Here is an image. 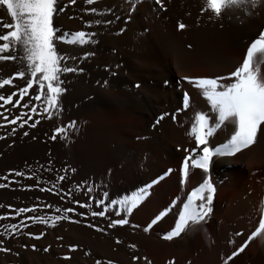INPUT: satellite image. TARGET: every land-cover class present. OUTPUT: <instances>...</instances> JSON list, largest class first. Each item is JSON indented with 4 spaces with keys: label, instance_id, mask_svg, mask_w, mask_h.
<instances>
[{
    "label": "rangeland",
    "instance_id": "rangeland-1",
    "mask_svg": "<svg viewBox=\"0 0 264 264\" xmlns=\"http://www.w3.org/2000/svg\"><path fill=\"white\" fill-rule=\"evenodd\" d=\"M199 1L162 0L164 8L161 9L154 0H94L93 3L76 0L75 4L57 0L58 8L67 5L63 13L53 17V26L59 30L57 35L85 31L95 34L94 42L83 46L54 42L58 55L66 57L61 67L76 69L60 74L65 91L59 98V109L49 108L45 112L47 90L46 87L39 89L35 81L19 105L0 107V185H4L0 187V217H3L0 248L7 249L0 251V264H96V261L101 264H234L236 255L231 254L236 252L235 248L231 240L217 235L219 226L217 236L206 238L201 245L203 231L199 235L198 229L201 222L188 226L171 240L164 239L175 227L184 203L204 179L202 170L193 169L189 164L188 176L182 182L184 157L196 148V143L190 142L182 148L178 158L157 155L158 159L150 162L136 154L135 137L129 132L126 117L111 115L107 121L99 113L105 110L106 104L112 105L108 101L111 91L120 93L125 105L136 106L140 98L151 123L144 137L161 143L167 139L169 122L185 117L188 109L183 108L185 93L191 103L195 86L189 81L200 78V72L206 73L205 68L187 63L185 75L176 77L182 84L180 105L155 114L158 93L167 85L162 81L153 84L152 79L149 83L134 81L127 62L134 59L138 39L142 41L158 26L170 23L176 41L185 50L189 45L199 46L198 37L190 30L193 17L199 15ZM0 20L12 23L3 8H0ZM181 23L185 25L183 29L179 28ZM13 54L16 60H0V80L23 70L19 50L3 53ZM29 78L27 74L24 78H14L12 86L0 88V95L7 97L25 87ZM36 95L41 99H32ZM18 98L13 97L12 103ZM165 113L156 123L157 117ZM16 116L23 119L9 123ZM57 128L63 131L58 133ZM218 130L208 139L210 148L227 142L234 128L222 141L215 142ZM111 131L119 132L120 136L114 138ZM107 134L113 145L111 151L105 144ZM217 159L229 160L213 157L208 175L214 187L218 184ZM138 196L143 198L130 213L117 204L111 205L104 217L91 215L104 210L112 200L131 201ZM97 200H103L104 204L97 207ZM80 204L91 206L81 208ZM25 208L33 211L19 212ZM66 208L74 211L65 212ZM56 216L67 218L50 226ZM158 216L160 219L145 232ZM37 217L48 223H41ZM115 219H126L127 224L109 228L108 224ZM12 225H16L15 230ZM71 246H75L74 251H70ZM250 253L252 260L248 264H254L258 251ZM65 256L70 259H64ZM133 256L138 259L133 261Z\"/></svg>",
    "mask_w": 264,
    "mask_h": 264
},
{
    "label": "bare ground",
    "instance_id": "bare-ground-1",
    "mask_svg": "<svg viewBox=\"0 0 264 264\" xmlns=\"http://www.w3.org/2000/svg\"><path fill=\"white\" fill-rule=\"evenodd\" d=\"M205 2L206 0L199 1V15L193 17L190 28L198 37L199 46L189 45L188 50H185L186 47L176 41L173 25L170 23L158 26L142 41L138 39L134 59L127 62L129 68H126L134 81L136 79L149 83L152 79L153 84L162 81L168 86H164V91L158 93L154 103L155 114L171 111L180 105L182 84L178 78L185 75L189 68L186 66L187 63L190 66L201 65L205 68L207 75L204 71L200 72V78L228 77L242 63L247 46L264 31V0H252L254 7L250 4L242 9L227 10L219 17L210 11H201ZM253 68L258 69L259 77L264 79V62L254 61ZM231 82L230 79H225L219 83L226 85ZM111 95L108 101L112 105L108 106L105 103V110L99 113L106 116L107 121L111 115L126 117L129 132L135 137L136 154L140 158L149 159L150 162L158 159L157 155L166 156L167 159H171L172 156L178 158L181 156L182 148L190 142H195L189 131L196 113H204L208 115L210 123L214 122L210 105L195 87L185 117L182 116L175 123L169 120L167 139H164L163 143L152 139L148 141L144 137V132L151 123L140 98L136 106H133L125 105L120 93L111 91ZM232 129L231 123L219 129L215 142L222 141ZM258 132L255 143L249 148L241 150L229 160L217 159L215 162V177L218 184L211 205L212 212L198 225L199 235L200 230L203 231L200 235V240L202 239L199 241L200 245L205 243L203 241L206 238L213 239L220 235L228 241L231 240L234 251H237L251 233L256 231L260 220L264 218V124H261ZM110 134L116 139L120 136L119 132L115 131L114 133L111 131ZM105 144L111 151L113 145L108 134ZM116 151L115 147L114 152ZM226 164L228 166H225ZM258 172L260 176H254ZM217 226L219 234L215 235ZM255 250L259 255L256 256L254 264H264V230L238 252L234 264L250 263L249 260H252L250 252Z\"/></svg>",
    "mask_w": 264,
    "mask_h": 264
},
{
    "label": "snow or ice",
    "instance_id": "snow-or-ice-1",
    "mask_svg": "<svg viewBox=\"0 0 264 264\" xmlns=\"http://www.w3.org/2000/svg\"><path fill=\"white\" fill-rule=\"evenodd\" d=\"M75 2L76 0H68L69 4H75ZM87 2L93 3L94 0H87ZM154 2L161 9L164 8L162 0H154ZM250 4L253 7L255 6L252 0H206L205 6L201 11H210L219 17L224 11L242 9ZM64 7H67V5ZM64 7L58 8L57 0H0V8L6 11L7 16L12 21L9 24L0 20V42H2L0 43V60H16V55H3V53H15L19 50L21 52L20 60L23 62V70L18 71L11 78L0 80V88H3L5 85L12 86V80L16 77L24 78L26 74L30 77L26 81L25 87L18 88L7 97L0 95V107L9 104H12V106L19 105L21 100L27 96L28 90L33 88L35 81L39 89L43 90L46 87L47 90L45 112L49 108L59 109V98L65 91L62 87L63 81L60 80V74L75 71L76 69L61 67L66 57L58 55L54 42L67 43L72 46H83L94 42L92 41V37L95 35L94 33H87L85 31H75L58 36L57 32L59 30L53 26V17L57 13H63ZM69 18L71 19V17ZM184 27V24H179L180 29ZM254 61L257 63L264 62V31H261L258 37L247 46L242 63L228 77L197 78L189 81L200 90L202 97L210 105L214 122L210 123L208 115L204 113L198 112L195 114L189 134L194 136L196 148H193L184 157L181 168L182 182L183 178H187L188 176L189 164H191L193 169L202 170L204 179L184 203L175 227L164 236V239L171 240L179 236L188 226L194 227L196 224L204 221L212 212L211 205L215 187L208 173L213 157L230 158L255 143L258 129L261 124H264V79L259 77L258 69L254 70ZM38 74L39 78L37 80ZM225 79H230L232 82L226 85L219 83ZM16 96L19 98L13 104V97ZM32 99L40 100L41 96L36 95ZM188 107L189 97L185 93L183 96V108L187 109ZM164 115L167 114L165 113L157 117L156 123H159L164 118ZM4 119L7 120V117ZM22 119L21 116H16L9 123L15 124L18 120ZM172 119L175 120V115L172 116ZM23 123L26 124L27 120H24ZM229 123L232 124L234 131L227 142L210 148L208 146L209 137L214 136L218 129L226 127ZM32 126L35 127V125ZM21 127H23V124H21ZM14 131L15 129H13ZM56 131L59 133L63 129L57 128ZM201 145H203L202 148L200 147ZM185 151L187 152L188 150L186 149ZM168 171L170 172L171 169ZM16 175H21V173H16ZM0 187H4V185H0ZM140 191L143 195H147L144 189ZM104 195L107 196L106 193ZM193 197H195V200ZM142 198L143 196H138L131 201L123 198L119 201L112 200L110 205L104 207V210L92 212L91 215L104 217L108 208L111 205L117 204H119L120 208L126 209L130 213ZM197 200L199 201L198 204L196 203ZM96 204L99 207L104 204V201L97 200ZM79 206L84 208L91 205L80 204ZM29 211L33 210L27 208L19 210V212ZM64 211L72 212L74 209L66 208ZM117 215H119V212H117ZM162 215L164 213H161ZM66 218L62 216L53 217V223L50 226H54L55 221ZM0 219H3V217H0ZM36 219H39L41 223H48L47 220L38 217ZM158 219H160L159 216L144 231L147 232ZM125 224H127L126 219H115L108 224V227L123 226ZM11 227L15 230L16 225H12ZM96 230L101 231L99 228ZM261 230H264V218L260 220L259 227L251 233L248 240L244 242V245L237 249L236 252H233L231 256H235L239 251H242L247 246V243L256 237ZM39 238L36 237V239ZM116 243L119 244L120 241L116 240ZM129 247L134 248L135 246L129 245ZM74 250L75 246H71L70 251ZM0 251H7V249L0 248ZM44 251L47 252L48 249L45 248ZM231 256L229 259H231ZM64 259L67 260L70 257L65 256ZM132 259L135 261L138 257L133 256ZM96 264H101V262L96 261ZM108 264H111V262H108Z\"/></svg>",
    "mask_w": 264,
    "mask_h": 264
}]
</instances>
